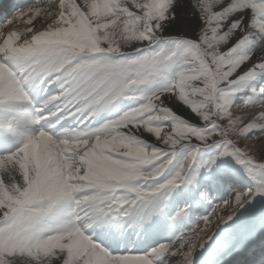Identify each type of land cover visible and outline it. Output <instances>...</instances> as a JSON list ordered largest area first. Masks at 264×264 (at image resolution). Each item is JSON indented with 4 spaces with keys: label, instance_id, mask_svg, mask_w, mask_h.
I'll return each mask as SVG.
<instances>
[{
    "label": "snow or ice",
    "instance_id": "snow-or-ice-1",
    "mask_svg": "<svg viewBox=\"0 0 264 264\" xmlns=\"http://www.w3.org/2000/svg\"><path fill=\"white\" fill-rule=\"evenodd\" d=\"M17 22L0 264H264V0H30Z\"/></svg>",
    "mask_w": 264,
    "mask_h": 264
},
{
    "label": "bare ground",
    "instance_id": "bare-ground-1",
    "mask_svg": "<svg viewBox=\"0 0 264 264\" xmlns=\"http://www.w3.org/2000/svg\"><path fill=\"white\" fill-rule=\"evenodd\" d=\"M16 24H17L18 27H22V28L27 27V25H25V24L22 23V22H17ZM16 24H15V25H16ZM12 27H13V25H7V26H6L7 29L5 30V32L8 31V30H10ZM2 29H3V28H1L0 31H3ZM248 145H250V146H254V147H253V151L256 152L257 154H259L260 152H264V144H258V146H255V145H256L255 140H251V141H249ZM217 202L219 203V201H217ZM231 210H232L231 207H225V208L223 209V211H222L221 214H223V215H227ZM217 211L220 212L219 209H218ZM218 223H219V222L217 221L216 224H212L210 227H211L213 230H215L216 227H217V224H218Z\"/></svg>",
    "mask_w": 264,
    "mask_h": 264
},
{
    "label": "rangeland",
    "instance_id": "rangeland-1",
    "mask_svg": "<svg viewBox=\"0 0 264 264\" xmlns=\"http://www.w3.org/2000/svg\"><path fill=\"white\" fill-rule=\"evenodd\" d=\"M15 24H16V23H15ZM15 24H14V25H15ZM14 25H13V26H14ZM3 26H4V25H3ZM3 26L0 27V29L3 28L2 30L5 31L7 28H6V26H4L5 28H4ZM16 27H18L17 24H16ZM22 29H23V28H22ZM250 141H251V140H250ZM247 143H249V141H248ZM255 146H258V144H256Z\"/></svg>",
    "mask_w": 264,
    "mask_h": 264
}]
</instances>
